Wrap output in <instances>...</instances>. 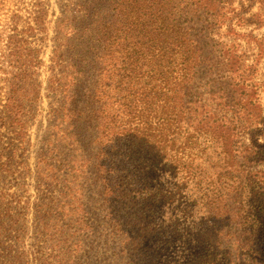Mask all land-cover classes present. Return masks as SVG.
<instances>
[{"label":"trees","instance_id":"16d2710c","mask_svg":"<svg viewBox=\"0 0 264 264\" xmlns=\"http://www.w3.org/2000/svg\"><path fill=\"white\" fill-rule=\"evenodd\" d=\"M34 27L0 36V129L28 146L50 100L32 193L0 188V264H264L261 86L241 47L264 54V0H68L47 62Z\"/></svg>","mask_w":264,"mask_h":264},{"label":"rangeland","instance_id":"374dc122","mask_svg":"<svg viewBox=\"0 0 264 264\" xmlns=\"http://www.w3.org/2000/svg\"><path fill=\"white\" fill-rule=\"evenodd\" d=\"M68 0H0V36L5 38L10 35L9 32L14 25L17 28L18 33L26 32L28 27H34V19L40 18L44 26H35L34 30L29 33L27 38V43L30 44V48L35 50L36 55L39 57L38 60L42 62H47L49 57V52L52 50L53 43L50 42L49 37L52 38L53 33L51 32V25L55 18H58L62 11L63 6ZM44 13V15H43ZM30 23L28 25L27 23ZM12 25V27H11ZM43 28H47L46 31H42ZM49 31V32H48ZM244 30H238L239 33H245ZM249 33V29L245 30ZM224 32V30L222 31ZM46 34L49 37L46 39ZM262 32H253V36L259 38ZM4 43L0 45L3 49ZM241 47L245 48L247 61L246 64L250 66H257L255 84L260 85L259 95L260 100L258 104L263 107L262 117L264 118V54L259 56V52L252 46L251 50H247V47L242 43ZM5 54V53H4ZM4 54H0V59L3 58ZM44 74L40 76V81L44 80ZM4 79V76L0 72V81ZM1 83V82H0ZM2 87V86H1ZM5 90L0 91V95H5ZM41 98L43 97V92H41ZM48 104L50 100H47L45 95L38 104L34 107L33 116L29 117V122L26 127L25 140L29 145L23 143L14 142L10 135L7 134L5 128L0 129V155L3 158H10L9 164L12 166V171L15 172L11 176L4 172L0 179V188L7 189L11 195L22 196L23 202L27 194L32 193V181L27 179L28 176L24 175L25 166L32 167L33 165V155L41 149V126L46 124L45 111L48 109ZM260 131L258 136L255 137L256 143L258 145L264 144V119L262 123L258 125ZM240 143L244 145H250L252 141V136H242L240 137ZM2 163H7L5 159H2Z\"/></svg>","mask_w":264,"mask_h":264}]
</instances>
